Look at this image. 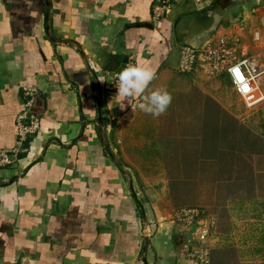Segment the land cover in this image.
<instances>
[{
    "label": "crops",
    "instance_id": "0c3cea01",
    "mask_svg": "<svg viewBox=\"0 0 264 264\" xmlns=\"http://www.w3.org/2000/svg\"><path fill=\"white\" fill-rule=\"evenodd\" d=\"M160 1L0 0V150L39 118L26 148L0 162V264H135L146 232L148 264H193L162 177L206 175L210 127L227 111L214 75L179 70L181 47L224 35L260 58L264 0H183L158 15ZM137 60L155 71L149 88L172 96L157 117L119 106L112 84Z\"/></svg>",
    "mask_w": 264,
    "mask_h": 264
},
{
    "label": "rangeland",
    "instance_id": "374dc122",
    "mask_svg": "<svg viewBox=\"0 0 264 264\" xmlns=\"http://www.w3.org/2000/svg\"><path fill=\"white\" fill-rule=\"evenodd\" d=\"M259 46L255 51L264 67V44ZM224 73L211 78L225 103L227 118L214 120L210 127L206 175L197 184L186 175L163 176L167 187L174 190L162 196L176 226L182 225L177 214L181 209L201 210L195 219L211 226L209 247L223 249L222 264H264V98L247 106ZM259 88L264 95V73ZM117 161L122 163V159ZM133 173L132 179L142 187Z\"/></svg>",
    "mask_w": 264,
    "mask_h": 264
},
{
    "label": "built area",
    "instance_id": "2783aa9c",
    "mask_svg": "<svg viewBox=\"0 0 264 264\" xmlns=\"http://www.w3.org/2000/svg\"><path fill=\"white\" fill-rule=\"evenodd\" d=\"M177 1L183 0H161L155 7L157 14L160 11L168 10ZM256 39L260 40V35L256 31ZM239 47L236 43L224 35L217 37V44H209L206 46H194L185 44L181 47V56L179 70L190 72L193 69L200 67L209 75L217 73H228L231 84L236 92H238L247 106H252L264 98L262 91L259 88V77L264 73V67H261L258 58L248 54H238ZM117 80L114 79L115 86ZM33 89L27 88L24 95L28 97L26 107H29L33 98ZM25 113L20 115V119L25 117ZM29 123L23 124L21 121L18 130V143L9 152L0 150V162H9V156L24 150L26 147L24 141L39 127V118L32 115ZM178 220L182 222L193 237L194 243L188 248L187 255L193 264H210L211 252L209 247V234L211 226L204 223H198L195 216L201 214L198 208L181 209L178 213ZM195 225V226H194Z\"/></svg>",
    "mask_w": 264,
    "mask_h": 264
},
{
    "label": "clouds",
    "instance_id": "9594fccd",
    "mask_svg": "<svg viewBox=\"0 0 264 264\" xmlns=\"http://www.w3.org/2000/svg\"><path fill=\"white\" fill-rule=\"evenodd\" d=\"M155 78V71L150 65L137 60L123 67L116 76L117 96L121 97L119 106L125 107L124 101L135 111L139 109L146 114L157 117L163 114L171 103L172 96L164 87L149 88ZM138 103H134L136 101Z\"/></svg>",
    "mask_w": 264,
    "mask_h": 264
},
{
    "label": "water",
    "instance_id": "95a60500",
    "mask_svg": "<svg viewBox=\"0 0 264 264\" xmlns=\"http://www.w3.org/2000/svg\"><path fill=\"white\" fill-rule=\"evenodd\" d=\"M106 150L108 151V154L114 158V153L111 151L110 147L108 144H106ZM132 188V195L133 197L136 199L137 198V195H136V192L135 190L133 189V184L131 183L130 185ZM149 240H150V234L149 232H146L144 234V237H143V244H142V248H141V251H140V255L137 259V262L135 264H148L147 262V258H146V251H147V247L149 245ZM99 264H111V263H99Z\"/></svg>",
    "mask_w": 264,
    "mask_h": 264
},
{
    "label": "trees",
    "instance_id": "16d2710c",
    "mask_svg": "<svg viewBox=\"0 0 264 264\" xmlns=\"http://www.w3.org/2000/svg\"><path fill=\"white\" fill-rule=\"evenodd\" d=\"M113 131V130H112ZM111 131V132H112ZM112 134V133H111ZM222 248H217V249H214L211 250L210 248V252H211V261H210V264H222V259H221V253H222ZM213 253V254H212Z\"/></svg>",
    "mask_w": 264,
    "mask_h": 264
}]
</instances>
